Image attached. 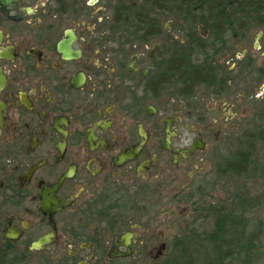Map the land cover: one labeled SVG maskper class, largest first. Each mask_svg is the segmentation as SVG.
<instances>
[{
	"label": "flooded vegetation",
	"instance_id": "flooded-vegetation-1",
	"mask_svg": "<svg viewBox=\"0 0 264 264\" xmlns=\"http://www.w3.org/2000/svg\"><path fill=\"white\" fill-rule=\"evenodd\" d=\"M109 5L0 3V264H163L176 237L160 224L190 214L165 194L191 192L221 157L242 126L238 98L255 103L242 127L264 118V0L199 10L201 38L216 40L192 49L167 22L125 39Z\"/></svg>",
	"mask_w": 264,
	"mask_h": 264
},
{
	"label": "trees",
	"instance_id": "trees-1",
	"mask_svg": "<svg viewBox=\"0 0 264 264\" xmlns=\"http://www.w3.org/2000/svg\"><path fill=\"white\" fill-rule=\"evenodd\" d=\"M228 1L117 0L115 9L122 10L124 23L132 28L130 33H133L137 38L148 35L154 25L160 31V26L163 24L161 18L164 13L172 17L175 16L176 23L174 22V25H177L175 28L181 33L184 31L188 34L186 39L191 42L190 47L192 49L193 47L198 48L202 42L216 40L215 38H211V40L201 38L199 10L212 11L218 8H226ZM208 16L213 18L212 13ZM206 25L210 27L211 35H215L214 23L207 21ZM140 28L143 30L142 33L138 31ZM174 39L179 40L181 38L174 37ZM190 74L191 83L198 84L199 80L194 75L193 69H191ZM254 125V128L249 127L242 136L233 137L234 142H238L240 148L236 151L230 150V156L226 157L223 162L217 163V173L220 176L228 178L232 184L238 180L244 181L241 186H236L237 190L231 197L230 203L228 199H221L215 203L211 201L207 205L195 203L191 209L196 213L194 215L195 221L201 218L214 217L213 230L205 233L191 230L189 233L176 236L174 241L175 253L171 259L164 261L163 264H255L258 261V256L255 254L256 242L259 240L262 231L249 234L245 212L249 206L254 204H252L253 199L245 183L254 175L256 169L254 151L259 143L264 142V118L255 121ZM240 187L244 189L239 190ZM238 226H242L243 229ZM204 243L210 244L211 248L202 251Z\"/></svg>",
	"mask_w": 264,
	"mask_h": 264
},
{
	"label": "rangeland",
	"instance_id": "rangeland-1",
	"mask_svg": "<svg viewBox=\"0 0 264 264\" xmlns=\"http://www.w3.org/2000/svg\"><path fill=\"white\" fill-rule=\"evenodd\" d=\"M113 0H110V5L109 8L112 10L115 8V5ZM162 23H168L174 25L176 23L175 16H169L167 14L162 15ZM175 22V23H174ZM125 26H127L125 24ZM177 25H174L173 31L174 35L176 38L181 37V32L178 31V29L175 28ZM132 29V28H131ZM181 30V29H180ZM125 33V39H132L133 33H130L131 30L126 31ZM181 40V39H179ZM181 88V83L179 82H174V87H173V98L175 99V103L180 100L177 95L176 91ZM203 90L202 86H198L195 88V95L196 96H202V101L204 100L206 102H212V99L214 96H210L206 94ZM249 97L248 99H250ZM211 101H209V100ZM262 97H256V104L261 105V100ZM254 100V102H255ZM238 101L241 102L239 105L238 109H242V112H240L239 116H242V119L239 120L241 121V125H245L247 123V119H244L245 116H249L248 114L251 109L254 108L253 100H251L249 103L248 101H241L240 98H238ZM201 102V101H200ZM256 108V105H255ZM190 122H195L197 123V118L196 117H191L190 116ZM255 123V122H254ZM254 123H250L247 127H242L239 126V128H233L232 132V137L228 139L227 141H223L220 146H219V151L221 153V157L218 159L211 158L206 166V169L199 170L200 174L194 179L195 184L194 187L191 188V192L189 193H183V194H178L177 192H172V193H166L165 198L162 199V202H166L169 200L170 195L171 196H176L180 195L182 200L180 199L179 201L173 202L172 206L174 209L175 214L178 215V213L184 209L187 208L189 210V215L186 216L185 219H182L178 217V219L175 220L174 224L168 225V224H160L159 228L161 230H164L167 232L169 238H175L178 235H182L185 233H189V231L194 230L198 231L201 233H205L208 231L213 230L214 228V217H208V218H201L198 220H194V215L191 213V209L194 207L195 203L201 204V205H207V203L214 201L218 202L221 199H228L229 203L231 201V197L233 196L234 192L237 190L236 186H241L243 184L242 182L244 181H236L235 184H232V182L224 177L220 176V174L217 173V163L220 161H224L226 157L230 156V150L231 151H236L238 150L239 143L234 142V136L236 135H241L246 132V130L250 128H254L255 125ZM254 158L256 160V169L255 172L253 173L252 177L246 180V183L249 190H250V196L252 197V204H254L252 207L249 206L247 211L245 212L246 220H247V226L249 230V234L256 233L258 231H262L259 240L256 242V252L255 254L259 257H257V260L255 264H264V142H261L258 144L256 150L254 151ZM203 175H205V178L203 179ZM198 186H200L198 188ZM244 189L243 187H240L239 190ZM263 196V197H262ZM262 197V198H261ZM262 200V201H261ZM159 219L164 220L161 215L158 216ZM241 229H243L242 226H238ZM194 228V229H192ZM159 243V242H158ZM211 245L208 243H204L202 247V251H205L206 249H210ZM138 264H158V262H153L150 258H145V257H140L137 259ZM202 261V260H201ZM131 264V261L128 263Z\"/></svg>",
	"mask_w": 264,
	"mask_h": 264
},
{
	"label": "water",
	"instance_id": "water-1",
	"mask_svg": "<svg viewBox=\"0 0 264 264\" xmlns=\"http://www.w3.org/2000/svg\"><path fill=\"white\" fill-rule=\"evenodd\" d=\"M10 0H0V3L2 4V6H5L6 3H8ZM193 149H191L190 151H192ZM68 202H63L61 203V205H67ZM47 213H52L53 210H50L48 208H46L45 210ZM50 241V235H46L43 236L39 241H37L34 244V247H41L43 244L48 243Z\"/></svg>",
	"mask_w": 264,
	"mask_h": 264
}]
</instances>
